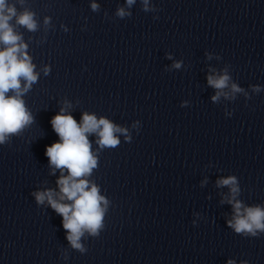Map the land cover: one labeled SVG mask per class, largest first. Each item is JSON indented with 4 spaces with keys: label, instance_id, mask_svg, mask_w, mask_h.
I'll use <instances>...</instances> for the list:
<instances>
[{
    "label": "clouds",
    "instance_id": "clouds-1",
    "mask_svg": "<svg viewBox=\"0 0 264 264\" xmlns=\"http://www.w3.org/2000/svg\"><path fill=\"white\" fill-rule=\"evenodd\" d=\"M19 2L23 4L24 0ZM125 2L127 7L131 8L136 0H125ZM142 4L144 12L155 10L149 8V0H142ZM91 8L96 12L99 10V5L93 2ZM131 15V12L126 11L124 7H119L116 11V16L121 19ZM13 18L16 25L30 32L38 30L34 12L26 8L23 12L17 13L16 7L8 4V0H0V44L4 46L0 48V144H4L10 135L20 133L33 123L34 117L26 108L22 97L37 82L39 76L32 58L28 55V45L11 23ZM44 23L48 25L50 18L45 17ZM168 58L171 59V56ZM181 64L182 62H176L173 67L179 69ZM43 71L47 75L50 69L45 67ZM230 80L227 69L223 70V74L207 76L208 85L216 90V94L211 97L213 102H218L221 96L234 99L236 93L243 92L236 83L230 84ZM226 89L230 91H225ZM253 91L259 92L260 87L253 86ZM10 92L12 94L8 95ZM65 112V108H61L60 112L51 118L52 129L59 137V141L46 146L45 149V156L53 169V174L55 169L61 172L57 180L59 193L48 189L35 192L33 195L38 204L47 201L48 205L62 217L67 241L72 248L84 253L86 249L80 243L81 237L85 231L93 236L99 235L108 204L105 197L100 195L97 185L85 179L98 165L88 134L98 136L96 143L101 149L116 148L120 144L117 133L124 134L129 142L131 137L126 128L119 127L104 117L97 119L93 114L84 113L81 123L78 124L71 114ZM65 170L67 175H64ZM217 186H227L230 189L229 194L221 201L232 205V218L226 221L229 228L236 234L252 237L264 232V207L245 206L236 198L240 194V188L235 176L219 179ZM227 264H236V261L230 259ZM241 264H247V261H241Z\"/></svg>",
    "mask_w": 264,
    "mask_h": 264
}]
</instances>
